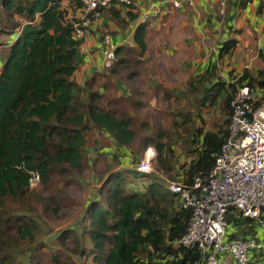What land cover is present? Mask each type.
I'll return each instance as SVG.
<instances>
[{"label": "trees", "instance_id": "16d2710c", "mask_svg": "<svg viewBox=\"0 0 264 264\" xmlns=\"http://www.w3.org/2000/svg\"><path fill=\"white\" fill-rule=\"evenodd\" d=\"M254 1L229 0L230 21L234 13L246 11ZM258 1L256 12L260 15L264 12V0ZM119 4L122 3L114 0L101 9L102 15L126 30L138 14L133 12V1L122 7ZM81 9V0H0V34L16 36L5 44L0 42V264H82L77 259L84 264H199V249L179 244L187 231L191 211L181 207L178 195L167 189L165 178L192 185L195 178L208 177L229 133L227 126L237 87H250L258 106L264 97V70L256 74L244 70L231 82H223L215 81L219 77L216 64L190 79V92L203 93L199 107L212 104L215 92L225 91L221 101L223 128L205 131L197 126L192 139L186 140L190 160L181 165L171 143L146 140L140 154L148 145H155L159 154L157 172H164L165 178L147 175V183L133 189L129 178L142 175L136 169L139 160L133 162L135 171H113L101 180L103 188L98 194L104 200L92 201L84 211L80 222L82 234L65 230L55 240H48L46 233H41L42 226L49 221L54 223L51 216L56 215L49 213L50 200L37 191L38 187L30 188L34 173L40 176V185L50 189L54 176L81 171L84 153L92 149L87 146L91 130L130 148L132 153L127 156L136 154L137 136L130 121L119 119L99 103L108 94L105 87L102 86L104 93L91 91L95 79L87 81L76 76L85 59L80 58L84 40L76 38ZM124 11L128 19L123 17ZM148 27L147 21L138 25L136 48L116 49L118 67L129 64L132 49L140 58L146 54ZM106 35L111 38L108 30L103 39ZM237 45L236 39L224 40L218 58L222 60L233 53ZM116 67L111 68L110 79L118 73ZM80 71L83 77H91L88 73L94 70ZM111 95L119 98L117 94ZM201 114L200 109L197 120H201ZM194 119L190 113L177 114L176 130L191 127ZM175 134L185 140L179 131ZM118 159L120 166L126 168V161ZM227 219L228 224L240 228L230 238L253 235L252 219L247 220V226L231 214Z\"/></svg>", "mask_w": 264, "mask_h": 264}, {"label": "rangeland", "instance_id": "374dc122", "mask_svg": "<svg viewBox=\"0 0 264 264\" xmlns=\"http://www.w3.org/2000/svg\"><path fill=\"white\" fill-rule=\"evenodd\" d=\"M204 1H201L200 8L203 11L198 12V17L190 18L191 22L184 14L177 16L172 27V35L175 36V40L181 47L174 57L165 56L157 46L151 43L148 53L141 58L138 52L132 49L127 66L118 67L117 62L120 59L118 58L113 66H117L116 70L119 71L115 76L112 75L114 76L112 79L109 77L112 69L104 71L98 62L96 63L98 67L93 73H88L91 77L88 75L83 77V74L80 75L81 71L79 72L78 78L80 79L87 81L90 78L95 79L90 88L91 91L104 93L102 86L105 87V92L108 94L99 101L105 106V110L113 111L119 119L130 121L137 136L134 146L136 154L130 156L132 163L128 166L125 165L126 168H122L118 158L126 157V154L132 153V150L119 146L108 135L91 130L88 133L87 146L92 149L89 153H84L85 160L81 171L72 172L69 176H54V185L50 189L38 185L37 191L47 201L50 200L52 210L49 213L56 215L51 216V219L56 220L54 223L49 221L48 225L45 223L42 226L41 233H46L48 240H55L65 230H74L79 235L82 234L80 222L87 205L94 200H104V196L101 197L98 194V191L103 188L101 180L108 177L113 171L127 170V168L135 171L132 166L133 162L140 160L148 147L155 146L148 145L140 154L146 140L163 142L167 145L171 143L174 154L181 165L184 160H190L185 150L186 140L192 139V134L197 126L204 128L205 131H216L223 128L225 114L222 111L221 101L226 95L225 91L215 92L216 99H213L212 104L199 107V100L203 93L190 92L187 87L190 79L211 70L212 66L216 64L219 77L215 78V81L231 82L234 76L240 75V72L242 74V68L249 70L252 74L264 70V31L260 33L251 26L253 21H249L250 17L246 11H241L237 15L234 13V17L230 21V14L227 13L230 7L229 0H226L225 3L223 0H218L216 5L218 10L215 15L202 14L207 10L211 11L212 2L206 4ZM222 11L224 14H221ZM252 11L254 12V9ZM182 18L184 19L181 20ZM255 24L257 23L255 22ZM261 25H264V21ZM181 27H183V31ZM190 28L197 31L191 32ZM152 35L158 37L157 33ZM9 37L7 34H0V42L5 44ZM188 37L191 40H187ZM230 38L239 41L238 49L234 55H228L222 60L218 59L215 53L218 50L219 56L222 42ZM194 40L198 43L194 44ZM170 51L174 52L175 50L170 49ZM201 52H205L204 56L207 58L204 61L206 62L196 63L197 57L198 60L201 58ZM179 54H184L185 58ZM186 58L191 61L190 64L174 63L175 61L181 62ZM1 63L2 61H0V66ZM96 73L99 74L94 76ZM206 86H208L207 83ZM111 94H117L119 98ZM200 109L202 117L201 120H197ZM182 112L190 113L195 119L192 121L191 127L176 130L174 121L177 114ZM228 127L229 125L227 129ZM175 131H179L185 140L178 138ZM116 163L119 164L116 165ZM154 166L157 170V162ZM143 177L144 175L139 178L130 177L131 188L137 189V186H143L142 183L146 184L147 182L141 180ZM166 180L167 184L170 179L166 178ZM56 209L57 212H55ZM76 262L84 264L80 259H77Z\"/></svg>", "mask_w": 264, "mask_h": 264}, {"label": "built area", "instance_id": "2783aa9c", "mask_svg": "<svg viewBox=\"0 0 264 264\" xmlns=\"http://www.w3.org/2000/svg\"><path fill=\"white\" fill-rule=\"evenodd\" d=\"M130 5V0H117ZM114 0H81L80 22L76 24V38L84 40L93 22L102 16ZM226 0H223L225 3ZM193 5L192 0H160L151 12L162 14L172 8ZM224 14V11H222ZM150 18V11L141 19ZM132 48L133 42H124ZM109 36L101 42L102 68L109 70L117 60L116 49ZM232 103L228 136L216 156L215 166L206 179L195 178L192 185L181 181H168L167 188L178 195L181 207L191 211L186 233L179 244L186 248L197 247L202 255L199 264H252V251L264 253V243L253 238L232 239L228 235V219L232 213L244 218L263 221L264 213V97L256 106L255 97L247 85L238 86ZM264 95V94H263ZM158 152L148 147L136 165L142 175L156 172ZM40 184L34 173L30 188Z\"/></svg>", "mask_w": 264, "mask_h": 264}, {"label": "crops", "instance_id": "0c3cea01", "mask_svg": "<svg viewBox=\"0 0 264 264\" xmlns=\"http://www.w3.org/2000/svg\"><path fill=\"white\" fill-rule=\"evenodd\" d=\"M131 1H133V3H134L133 12H134V14H138V18L135 21H130L129 26L127 27L126 30H123L121 27L117 26L114 21H112L108 17H105L104 15H102L98 20L93 22V25L91 26L86 38L84 39L82 46L80 47V58H81V56H83L85 58L83 61V64L81 63V65H80V70H82L83 73L91 72L92 70H95V68H97L98 65L102 69V58L100 56L101 42L103 39V33L107 32V30H108V32L111 33V40L115 46H117V47L125 46L124 42L131 41L134 44V46L132 48H136L137 45L134 41V38L136 35V29L140 23H143V20L141 19V17L147 11H150V18L148 20H146L147 22H149V27L147 30V37H146V42L148 44V50L146 53H148L149 48L151 47V43H152L154 46H157L159 51L161 53H163L165 56L174 57V55H176L178 53V51L180 50V47H181L179 45V42L177 40H175V36L172 35L173 34L172 27H173V24H174L177 16L179 14H184L185 17L188 19V21L191 22L190 18L198 17V14H199L198 12L203 11L202 9L200 10V8L202 6L201 1H204V0H192L193 5L184 4V6L182 8L170 7L171 8V9L169 8L170 10L165 11L162 14H155V13L151 12L152 8H156L157 6H159L160 0H131ZM204 2L206 4H209L210 2H212L211 6H210L211 11L209 12V10H207V12H203L202 14L206 13V15L207 14L208 15H211V14L215 15L217 13L216 11L218 10L216 8V5L218 4V0H211V1L207 0ZM119 5H121V7L124 6L122 4H119ZM258 5H259V1L255 0L254 3L252 5H250V7L246 10V13H248V15H249L248 17H250L249 21H253L251 26H253V28L255 30H257L261 33L264 31V25H261L264 21V12L260 15L256 12ZM118 8H120V6H118ZM124 8L128 9L126 6ZM251 8L254 9V12L252 11ZM126 11H124L123 17L128 19V16L126 15ZM183 19L184 18H182L181 20H183ZM146 21H144V22H146ZM255 22L257 24H255ZM182 24L186 25L185 23H182ZM181 28H182L181 30L183 31V27H181ZM190 29H191V32L197 31L196 29H193V28H190ZM156 33L158 34V37H155V35H152V34H156ZM200 33H201V30H200ZM15 37L16 36L9 37V40L10 39L14 40ZM189 39L190 38L188 37L187 40H189ZM184 40L186 41V39H184ZM196 42L197 41L194 40L193 43L196 44ZM239 45H240V43L238 41L237 48L233 51V53L228 54V55H230V56L234 55L236 50L238 49ZM199 48L201 49V46ZM170 49H174L175 51L174 52L170 51ZM204 54H205V52L204 53L201 52V58H203V59L200 58L198 60V57H197V61H195V62L196 63H205L206 61H204V60L207 57L204 56ZM215 54H217V58H218V50ZM180 56L185 58L184 54H181ZM227 56H225V57H227ZM225 57H224V59H225ZM97 62H98V65L96 64ZM174 63L190 64L191 61H189V59L186 58L185 60H183L181 62L175 61ZM0 69H1V66H0ZM80 70H79V72H80ZM244 70H247V69L242 68V72ZM79 72L76 74V76H78ZM240 74H241V72H240ZM80 75H81V73H80ZM128 151H129V149H128ZM120 159L123 161H126L127 165L129 164V162L132 161V159H130L129 156H126V157L121 156ZM132 166H134V165L132 164ZM153 174H156L162 178H165L164 172L159 173L156 171ZM141 180L146 182L147 176H144ZM165 180H166V178H165ZM143 184L144 183H142V185ZM166 186H167V184H166ZM231 215H232V218L241 219L243 221V223L245 224V226L249 225V224H247V220L250 218H244L237 213H232ZM262 219H263L262 222L260 220L252 219L254 222H253V224L250 223V225L253 226L254 233H253V235H249V236L244 235L243 238H253V239H257L260 242L264 243V213H263ZM239 230H240L239 227L233 226V224H229L227 232H228V235L230 236L233 234H237L239 232ZM251 255H252V264H264V253H262L260 251H252ZM228 261H229V264H237L232 258H228Z\"/></svg>", "mask_w": 264, "mask_h": 264}, {"label": "clouds", "instance_id": "9594fccd", "mask_svg": "<svg viewBox=\"0 0 264 264\" xmlns=\"http://www.w3.org/2000/svg\"><path fill=\"white\" fill-rule=\"evenodd\" d=\"M90 30V29H89ZM89 30H88V32H89ZM113 67V66H112ZM102 70H104L103 68H102ZM137 169V168H136ZM145 176V175H144Z\"/></svg>", "mask_w": 264, "mask_h": 264}]
</instances>
